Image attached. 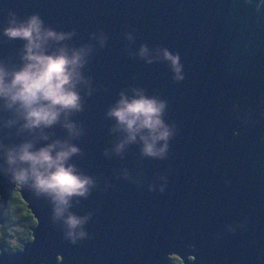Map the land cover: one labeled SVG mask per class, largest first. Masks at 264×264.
Masks as SVG:
<instances>
[{
	"label": "water",
	"instance_id": "95a60500",
	"mask_svg": "<svg viewBox=\"0 0 264 264\" xmlns=\"http://www.w3.org/2000/svg\"><path fill=\"white\" fill-rule=\"evenodd\" d=\"M10 10L75 30L71 46L94 45L84 69L94 91L73 117L83 155L71 162L97 186L73 202L77 215L92 213L88 238L73 244L47 198L0 173V201L16 185L35 219L20 250L0 248V264H53L54 253L61 264H264V0H0V58L18 63L22 41L2 35ZM141 44L178 52L184 80L173 81L167 62L129 56ZM131 87L168 102L177 134L164 160L137 145L123 160L103 155L115 139L105 113Z\"/></svg>",
	"mask_w": 264,
	"mask_h": 264
},
{
	"label": "clouds",
	"instance_id": "9594fccd",
	"mask_svg": "<svg viewBox=\"0 0 264 264\" xmlns=\"http://www.w3.org/2000/svg\"><path fill=\"white\" fill-rule=\"evenodd\" d=\"M2 35L8 41H22V46L18 63L0 58V173L12 183L29 188L38 198H47L52 204L53 221H60L65 239L76 244L88 238L85 225L92 213L77 215L71 211L73 202L78 205L97 186L93 176L71 162L73 157L83 155L74 141L85 134V129L73 117L84 111L86 97L94 91L92 78L84 72L94 45L71 46L67 41L75 30L58 31L46 25L38 13L20 18L11 10ZM92 38H96L95 33ZM126 39L132 43L135 37L126 33ZM106 40L101 32V48ZM128 54L147 64L167 62L174 82L185 78L178 52L141 44L138 51L129 49ZM167 108L166 100L147 95L143 88L121 90L105 113L113 121L109 132L115 139L103 155L123 160L129 147L137 145L141 157L166 159L169 142L177 134L176 125L165 120ZM57 126L66 133L63 138L51 131ZM13 136L20 138L19 142H5ZM122 175L130 178L127 168ZM149 190H153L151 185ZM160 191H164L163 186ZM56 254L59 256H53Z\"/></svg>",
	"mask_w": 264,
	"mask_h": 264
},
{
	"label": "trees",
	"instance_id": "16d2710c",
	"mask_svg": "<svg viewBox=\"0 0 264 264\" xmlns=\"http://www.w3.org/2000/svg\"><path fill=\"white\" fill-rule=\"evenodd\" d=\"M16 188V185L12 187L1 213L0 248L4 251L20 250L23 243L31 239L30 227L35 224L34 217L19 197ZM58 259L60 260V257L56 254L55 264H58ZM167 264L180 263H174L172 257Z\"/></svg>",
	"mask_w": 264,
	"mask_h": 264
},
{
	"label": "rangeland",
	"instance_id": "374dc122",
	"mask_svg": "<svg viewBox=\"0 0 264 264\" xmlns=\"http://www.w3.org/2000/svg\"><path fill=\"white\" fill-rule=\"evenodd\" d=\"M4 206H5V204H4ZM4 208V207H3ZM58 264H61V262H60V260L58 259ZM60 262V263H59ZM39 264H45L43 261H41Z\"/></svg>",
	"mask_w": 264,
	"mask_h": 264
},
{
	"label": "bare ground",
	"instance_id": "6f19581e",
	"mask_svg": "<svg viewBox=\"0 0 264 264\" xmlns=\"http://www.w3.org/2000/svg\"><path fill=\"white\" fill-rule=\"evenodd\" d=\"M55 259V257H53V260Z\"/></svg>",
	"mask_w": 264,
	"mask_h": 264
}]
</instances>
